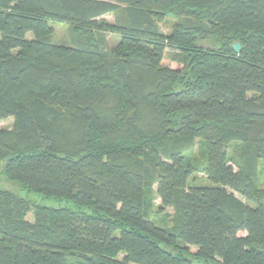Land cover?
<instances>
[{"label": "trees", "instance_id": "16d2710c", "mask_svg": "<svg viewBox=\"0 0 264 264\" xmlns=\"http://www.w3.org/2000/svg\"><path fill=\"white\" fill-rule=\"evenodd\" d=\"M50 19L82 31L71 47L50 41ZM8 117L4 175L73 208L0 188V264H264V0H0ZM196 171L211 185L191 187Z\"/></svg>", "mask_w": 264, "mask_h": 264}, {"label": "rangeland", "instance_id": "374dc122", "mask_svg": "<svg viewBox=\"0 0 264 264\" xmlns=\"http://www.w3.org/2000/svg\"><path fill=\"white\" fill-rule=\"evenodd\" d=\"M105 1L114 2L115 0H105ZM178 19H179L178 16H175L172 14L166 15L165 18L159 22V26L162 32L165 35H169L170 32L172 31L174 24L178 21ZM104 22H106L109 25H113L115 23V16L112 14L105 16ZM48 25H49V35L48 36H49L50 41L54 45H57L60 47H71L73 38L82 33V31L79 30L76 25L72 23H68V22L50 19L48 21ZM83 34H85V32ZM94 34H97L98 37L105 36L109 47H116L121 40V36L119 34L112 33V32H104V31H99L98 29H95ZM26 39L33 40L35 39V37L32 33H28L26 35ZM170 55H171V51L166 52L165 59L163 60L162 64L164 66L171 67L174 69L179 68L178 64L173 62L170 59ZM13 126H14L13 117H8V118L0 120V129L11 130ZM234 149L235 148H232L231 152H233ZM195 154L198 155L197 152H195ZM231 165L234 171H239L238 165H236L234 162L231 163ZM3 168H4V163H1L0 164V188L6 189L14 193L16 196L25 199L26 201L29 202L32 208L36 205L53 207V208H73V205H71L69 202L59 201L57 199L48 198L42 194L29 192L22 185L9 181L3 173ZM255 182H256V192H257L256 196L258 198L257 201H261L264 204V161H260L257 166V175H256ZM189 184L191 187L211 185V183L207 179V176L201 171H196L192 175ZM227 189L229 192L234 193V195L237 198H239L241 201H243L247 205H250V206L257 205V202L250 201L246 197L242 196L240 193L230 188H227ZM155 191H156V186L152 188V195H151V201H152L153 209H154L153 218L159 225L165 226L167 228H171L173 226V221H174V214H175L174 210L172 208H169L166 211L159 212L158 209L161 206V201L157 196L154 195ZM26 218L27 220L32 222L34 219L33 213H29ZM191 250L192 252L196 251L193 248H191Z\"/></svg>", "mask_w": 264, "mask_h": 264}, {"label": "water", "instance_id": "95a60500", "mask_svg": "<svg viewBox=\"0 0 264 264\" xmlns=\"http://www.w3.org/2000/svg\"><path fill=\"white\" fill-rule=\"evenodd\" d=\"M233 49H234V51H235L236 53H239L240 50H241V45H240L239 43H235V44L233 45Z\"/></svg>", "mask_w": 264, "mask_h": 264}]
</instances>
